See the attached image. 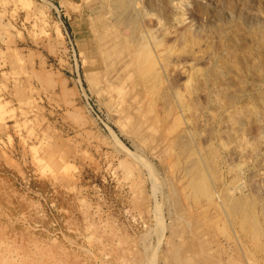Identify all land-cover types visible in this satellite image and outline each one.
<instances>
[{
  "label": "rangeland",
  "instance_id": "374dc122",
  "mask_svg": "<svg viewBox=\"0 0 264 264\" xmlns=\"http://www.w3.org/2000/svg\"><path fill=\"white\" fill-rule=\"evenodd\" d=\"M152 1L143 42L113 0H0V264H264L226 203L264 199V137L213 74L263 88L264 0Z\"/></svg>",
  "mask_w": 264,
  "mask_h": 264
},
{
  "label": "bare ground",
  "instance_id": "6f19581e",
  "mask_svg": "<svg viewBox=\"0 0 264 264\" xmlns=\"http://www.w3.org/2000/svg\"><path fill=\"white\" fill-rule=\"evenodd\" d=\"M137 1L138 0H113V10L115 13V17L116 20L118 22H121L123 24L129 25L131 26V28H133L134 32H133V38H136V35L143 40L144 42V38L146 37L140 30V20H142L143 13L140 10L136 9V5H137ZM174 0H163V2H161L160 4L157 3L158 1H152L151 5H153L152 3L155 2V9L158 10V12L161 14V20H164L166 23L171 24V22L174 20H178V17L176 18V16L178 15L177 12L178 10L175 8V6H173ZM222 5V4H221ZM224 6V5H223ZM226 9L230 10L232 12H235L234 9V5L232 4V1H227L225 3ZM177 7V6H176ZM220 7V6H219ZM203 8V7H202ZM222 8V7H221ZM218 9V8H217ZM225 9V8H224ZM225 9V10H226ZM140 14V15H139ZM146 14V13H145ZM237 14V13H236ZM225 15V14H223ZM244 13L240 12L239 15H237L238 18L243 17ZM179 16V15H178ZM217 16V15H216ZM220 16V15H219ZM148 17V16H147ZM180 17V16H179ZM185 15H181V18H179L178 20V24L181 25L182 23H185ZM214 19V17H213ZM221 20V19H220ZM248 22V19H243V21ZM260 20V19H259ZM263 21V20H262ZM260 22V21H259ZM165 23V24H166ZM257 22L254 21L253 25H255ZM147 24H151L152 23H147ZM247 24V23H246ZM252 24V23H251ZM145 25V24H144ZM150 25V26H151ZM154 26V25H153ZM264 26V25H263ZM143 27V26H142ZM258 28H261V26H258ZM147 29V28H146ZM150 29V28H149ZM166 29V28H165ZM164 29V30H165ZM179 29V28H178ZM238 29V28H237ZM255 30V29H254ZM149 31V30H148ZM154 31V30H153ZM264 31V29H263ZM174 33V32H173ZM176 34V33H175ZM148 35V34H147ZM145 36V37H143ZM150 36V35H149ZM137 37V38H138ZM182 37V36H181ZM185 37V36H184ZM181 38L184 42L185 38ZM152 38V36H151ZM147 40V38L145 39ZM136 41H138L136 39ZM180 41V40H178ZM142 42V41H141ZM193 42V40H192ZM146 43V42H145ZM181 43V42H180ZM142 44V45H141ZM144 43H138L139 45V49L137 51H139L140 56L141 55H145L146 52L148 51V47L147 45H143ZM199 45V44H198ZM233 47V46H232ZM223 49V48H222ZM186 50V49H185ZM173 51V50H172ZM145 52V53H144ZM142 53V54H141ZM147 55V53H146ZM149 55V54H148ZM179 56V55H178ZM149 57V56H147ZM146 60V58H145ZM144 60V61H145ZM170 60V59H169ZM151 61V60H150ZM149 61V62H150ZM144 63V62H143ZM148 63V62H147ZM168 63V62H167ZM241 64V63H240ZM240 64H236L237 66L235 67L236 69V74L234 76H231V73H229L227 71V69L225 68H219V70H216L213 72L214 76L219 80L221 79V83L223 82L222 86L220 89H218V87L216 88V90L218 89V91H216L215 95H222L225 97V99L228 101V103L233 104L235 101L239 100L241 98V96H246L249 97L251 99V104L250 107L248 109L247 112H243L242 114L244 115V120L243 121H238L237 123V127H238V133H240L243 137H252L250 135L251 133V128L250 127H256L255 128V132H258L259 137L262 139L261 137H264V110L262 108V105L264 103V86L261 89H253L251 91H248L249 88H247L246 86H240V84L243 83L245 74L247 75V71L244 70V67L241 66ZM243 65V64H242ZM172 67V66H171ZM246 68V67H245ZM148 70V69H147ZM192 72V71H191ZM212 74V75H213ZM192 76V75H191ZM194 76V75H193ZM236 78V79H235ZM195 79V78H194ZM222 79L224 81H222ZM246 82V81H245ZM264 82V81H263ZM262 83V82H261ZM220 84V83H219ZM216 87V86H215ZM236 87H238L236 89ZM253 87V86H252ZM220 98V97H219ZM245 98V97H244ZM243 99V98H242ZM223 100V98H222ZM248 100V99H247ZM170 101V100H169ZM249 101V100H248ZM225 103V102H224ZM169 104V102H168ZM188 105V104H187ZM257 129V130H256ZM234 131V130H233ZM254 132V131H253ZM234 134V133H233ZM237 134V133H236ZM255 134V133H254ZM235 135V134H234ZM250 135V136H249ZM237 136V135H236ZM255 136V135H254ZM253 136V138H254ZM232 138V137H231ZM252 139V138H251ZM250 139V140H251ZM256 139V137H255ZM260 139H257L258 142ZM234 140V139H233ZM245 140V139H244ZM243 141V138H242ZM253 141V140H251ZM255 141V140H254ZM244 142V141H243ZM242 142V143H243ZM246 142V141H245ZM252 143V142H251ZM254 143V142H253ZM262 144V143H261ZM239 145V144H238ZM245 146V144H243ZM257 145V144H256ZM241 146V145H240ZM250 147V146H249ZM263 146H261L262 148ZM239 148V147H238ZM257 148V147H256ZM190 149V148H189ZM223 149V148H222ZM258 149V148H257ZM229 150V149H228ZM263 150V149H260ZM186 153V152H185ZM256 153V152H255ZM262 154V153H260ZM199 168V167H198ZM196 168V170L199 171V169ZM230 169V168H229ZM200 173V172H199ZM215 174V173H214ZM199 175V174H198ZM202 177L201 173L199 175L200 181L197 182V184H195L196 186H194V188L196 190L199 191H203L204 193H208L210 192V189L207 186V180L206 177ZM256 185V184H255ZM259 185V184H258ZM257 185V186H258ZM264 185V184H263ZM256 186V187H257ZM259 189V188H258ZM264 189V188H263ZM194 190V189H193ZM256 192V190L254 191ZM253 192V193H254ZM252 193V191H251ZM260 194V192H258ZM245 194V193H244ZM255 194V193H254ZM263 194V193H262ZM258 196V195H257ZM261 196V195H260ZM263 196V195H262ZM253 197V195H252ZM251 199L248 198V195L246 194V196H241L238 198H229V200H226V203L228 205V209L231 215V217H239L240 222H241V228L243 231H245V233L247 232L251 238L254 239H258L259 241H262L263 237H264V230L262 229V227L260 226V220H257V217H255V214L257 209H259V211H263L264 212V199H260V198H256L253 197ZM259 197V196H258ZM226 206V205H225ZM227 211V210H226ZM261 215V214H260ZM264 215V214H263ZM262 216V215H261ZM264 217V216H262ZM264 225V223H263ZM262 225V226H263ZM246 233V234H247ZM264 240V239H263Z\"/></svg>",
  "mask_w": 264,
  "mask_h": 264
}]
</instances>
